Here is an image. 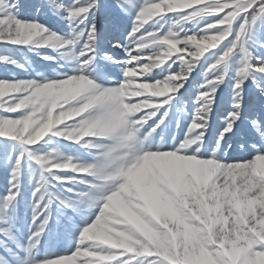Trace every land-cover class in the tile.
<instances>
[{
  "label": "snow or ice",
  "instance_id": "1",
  "mask_svg": "<svg viewBox=\"0 0 264 264\" xmlns=\"http://www.w3.org/2000/svg\"><path fill=\"white\" fill-rule=\"evenodd\" d=\"M0 68V264H264V0H0Z\"/></svg>",
  "mask_w": 264,
  "mask_h": 264
},
{
  "label": "rangeland",
  "instance_id": "2",
  "mask_svg": "<svg viewBox=\"0 0 264 264\" xmlns=\"http://www.w3.org/2000/svg\"><path fill=\"white\" fill-rule=\"evenodd\" d=\"M113 52L118 57H122V55H123L121 52H119V50H113ZM21 53H23V55H21ZM13 55L16 56V58L19 59V60H23L25 57H27L34 65L37 64V63H40L39 57H36L32 53H28L26 51V49H20L19 51L14 52ZM11 71L14 74H16L17 77L20 78V79H31L32 78V76L30 74L19 72V71L15 70V69H12ZM0 78H3V69L2 68H0ZM181 91H183V89H181ZM60 250H62V248Z\"/></svg>",
  "mask_w": 264,
  "mask_h": 264
}]
</instances>
